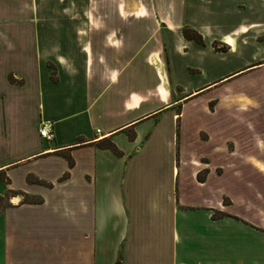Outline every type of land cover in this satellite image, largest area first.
<instances>
[{
	"label": "crops",
	"instance_id": "1",
	"mask_svg": "<svg viewBox=\"0 0 264 264\" xmlns=\"http://www.w3.org/2000/svg\"><path fill=\"white\" fill-rule=\"evenodd\" d=\"M258 96L264 0H0V264H264V143L186 135Z\"/></svg>",
	"mask_w": 264,
	"mask_h": 264
},
{
	"label": "rangeland",
	"instance_id": "2",
	"mask_svg": "<svg viewBox=\"0 0 264 264\" xmlns=\"http://www.w3.org/2000/svg\"><path fill=\"white\" fill-rule=\"evenodd\" d=\"M218 49L224 50L225 48L219 46ZM259 73L254 72L246 76L248 81H252L251 86L259 85L258 82L253 84L255 79H259ZM241 83L240 80L234 81L224 91L238 93L244 86ZM258 99V106L255 108L251 107L245 109V111H239L234 106H224L219 109L215 116L202 114L200 116L201 123H188L186 129L188 151L208 154L213 164L216 165L222 164L224 157L222 154L216 153L213 147L215 144H222L225 139L235 142V144L233 142L229 143L231 149L235 145L241 151L262 149L264 142L259 141L261 140L259 135L263 134L262 136H264V100L261 96H258ZM202 127L212 136V143L198 141L196 131ZM251 160H254L253 155H251ZM233 192H237L236 187H234ZM1 206H3L2 201H0Z\"/></svg>",
	"mask_w": 264,
	"mask_h": 264
},
{
	"label": "trees",
	"instance_id": "3",
	"mask_svg": "<svg viewBox=\"0 0 264 264\" xmlns=\"http://www.w3.org/2000/svg\"><path fill=\"white\" fill-rule=\"evenodd\" d=\"M184 34H185V36L187 38L192 39V40H195L196 42H198L200 44H203V38H202V36L199 33H197L196 31H193L191 29H185L184 30ZM11 80L13 82H16L13 79V77H11ZM108 148L112 149L116 154L120 155V152L118 151V149L114 145L110 144V145H108ZM72 164H73V162L70 160V165H72ZM30 181L31 182H35V183H39V184H46L44 182H41V181H38V180H35V179H30ZM25 202H33V201H31L30 199H27L26 198L25 199ZM37 202H41V200H38Z\"/></svg>",
	"mask_w": 264,
	"mask_h": 264
},
{
	"label": "built area",
	"instance_id": "4",
	"mask_svg": "<svg viewBox=\"0 0 264 264\" xmlns=\"http://www.w3.org/2000/svg\"><path fill=\"white\" fill-rule=\"evenodd\" d=\"M40 135L48 141L53 140L55 136L52 130V125L49 123H43L40 129Z\"/></svg>",
	"mask_w": 264,
	"mask_h": 264
}]
</instances>
